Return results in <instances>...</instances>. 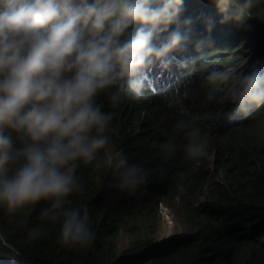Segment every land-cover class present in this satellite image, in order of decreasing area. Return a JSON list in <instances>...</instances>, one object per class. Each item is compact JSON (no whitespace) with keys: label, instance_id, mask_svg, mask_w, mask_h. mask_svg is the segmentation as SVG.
Listing matches in <instances>:
<instances>
[{"label":"clouds","instance_id":"9594fccd","mask_svg":"<svg viewBox=\"0 0 264 264\" xmlns=\"http://www.w3.org/2000/svg\"><path fill=\"white\" fill-rule=\"evenodd\" d=\"M208 2L221 24L242 27L260 0ZM184 13L185 0H0V208L10 221L43 205L37 219L58 226L56 243L85 249L96 237L89 209L70 201L84 190L78 170H107L122 191L146 183L147 170L112 146L113 113L98 102L102 93L115 107L122 94H156L165 73L198 68L207 73L208 101L223 92L232 112L264 108V59L247 72L235 66L209 71L206 49L215 46L216 20ZM197 20L208 35L194 39ZM192 83L177 79L164 92L169 109L187 99ZM160 149L165 159L181 151L197 161L207 140L180 118ZM0 243L10 247L3 232Z\"/></svg>","mask_w":264,"mask_h":264},{"label":"trees","instance_id":"16d2710c","mask_svg":"<svg viewBox=\"0 0 264 264\" xmlns=\"http://www.w3.org/2000/svg\"><path fill=\"white\" fill-rule=\"evenodd\" d=\"M184 15H210L216 20L211 33L215 46L206 49L209 71L235 66L247 72L255 60L264 59V0L242 27L221 24L208 0H185ZM207 35L204 22L197 20L193 38ZM206 74L198 68L173 70L159 81L156 94L149 90L140 98L122 94L115 107L102 93L98 102L113 113L108 131L112 146L147 170L146 183L135 191H122L107 170L92 166L78 170L84 190L70 201L89 209L96 237L85 249L56 243L58 226L37 219L43 205L31 213H18L11 221L0 208V232L10 245L0 243V264H264V127L258 126L264 108H253L248 114L232 112L235 106L223 92L208 101ZM184 78L193 80L188 97L169 109L164 92ZM180 118L200 127L211 146L197 161L185 158L181 151L168 159L161 152L160 146ZM208 154L213 155L210 165ZM198 197L202 201L194 205ZM175 201L193 235L181 233L159 244L149 236H136L118 249L120 233L129 237L143 226L156 227L159 206L172 208Z\"/></svg>","mask_w":264,"mask_h":264},{"label":"rangeland","instance_id":"374dc122","mask_svg":"<svg viewBox=\"0 0 264 264\" xmlns=\"http://www.w3.org/2000/svg\"><path fill=\"white\" fill-rule=\"evenodd\" d=\"M240 70L241 72H243L242 69ZM209 148H211V146L209 145L208 140H207L206 151H208ZM212 157H213L212 154H208L207 161L209 162V165L212 164L211 163ZM229 162L230 161L223 163L220 170L224 168L225 164H229ZM218 172L219 171H216L215 173H218ZM201 201H202L201 197H198L195 200L194 205H197V202L200 203ZM177 207L178 206H177L176 201L174 202L172 208L167 207L164 204H161L159 206V211H158L159 223L156 225V227L155 226H143L140 229L141 232H136L129 237L125 233H120L116 241L118 249L121 250L127 247L131 238H136V236L138 237L149 236L150 240L153 243L159 244V243H168L174 240V238L181 233L187 232L188 235H193L194 230L192 229L191 226H189L185 222L183 213L179 211Z\"/></svg>","mask_w":264,"mask_h":264}]
</instances>
